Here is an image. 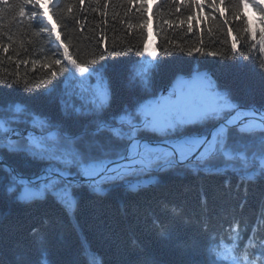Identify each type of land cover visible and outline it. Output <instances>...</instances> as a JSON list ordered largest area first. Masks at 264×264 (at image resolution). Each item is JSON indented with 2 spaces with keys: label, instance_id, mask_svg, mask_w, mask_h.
<instances>
[{
  "label": "trees",
  "instance_id": "obj_1",
  "mask_svg": "<svg viewBox=\"0 0 264 264\" xmlns=\"http://www.w3.org/2000/svg\"><path fill=\"white\" fill-rule=\"evenodd\" d=\"M150 7L142 17L138 5L122 0H84L83 4L54 0L49 5L56 26L53 32L42 16L30 21L21 15L15 0H0V118L19 105L22 117L33 110L42 114L41 119L50 125L47 130L80 134L96 118L87 112L93 104H104L98 115L107 117L125 106L139 107L157 99L178 76L188 78L202 71L212 74L217 90L227 92L233 102L264 108V53L259 45L252 50L242 22L232 25V35L240 38L238 52L233 53L232 37L219 19L209 20L206 12L197 10L202 22L191 21L194 29L188 33L187 8L176 13L174 5L162 0ZM219 7L224 10L223 5ZM244 15L255 27L256 11L244 9ZM225 16L232 20L227 11ZM147 17H151L147 29L141 28ZM41 27L48 31L41 32ZM149 28L152 43L147 53L144 43L148 44ZM61 42L72 58L98 69L84 81L88 91L54 65L57 58L67 64ZM241 48L248 59L239 56ZM209 51L221 55L207 56ZM56 52L59 56L53 55ZM141 60L159 62L150 70L147 84L139 79L143 66L137 62ZM53 71L59 75L52 77ZM130 77L136 79L130 81ZM42 80L48 81L50 94H45ZM68 104L73 107L66 112ZM5 133L0 129L4 160L24 175L38 174L43 164L10 153L4 147ZM211 164L223 166L220 161ZM191 173L180 167L149 175V179L158 178L154 186L135 192L128 190L130 180L139 183L142 177H129L127 184L99 186L98 191L76 187L72 189L76 203L70 208L51 194L21 202V189L7 172L0 171V264H203L207 243L217 237H227L242 254L245 237L254 226H259L258 235L250 250L258 248L264 242V177L241 180L231 170L223 175Z\"/></svg>",
  "mask_w": 264,
  "mask_h": 264
},
{
  "label": "snow or ice",
  "instance_id": "obj_2",
  "mask_svg": "<svg viewBox=\"0 0 264 264\" xmlns=\"http://www.w3.org/2000/svg\"><path fill=\"white\" fill-rule=\"evenodd\" d=\"M15 2L21 6V15H27L30 21L42 16L51 24L52 17L41 9L46 4H53L54 0ZM79 2L83 4L84 0ZM92 2L100 3L101 0ZM122 2L129 6L138 5V11L143 17L145 13L151 11L150 6L157 4L158 0ZM162 2L174 5L176 13L181 11V7L188 9L185 17L189 21L188 33H192L194 29L191 21L196 20L197 25L202 22L197 10L200 13L206 12L209 20L219 19L227 28V34L232 37L233 53L238 52L240 38L232 35L234 32L232 25L242 22L244 33L253 42L252 50L259 45L260 51L264 53V0H162ZM220 5L224 6V10L220 9ZM56 6L59 7V4ZM244 9H254L258 14L255 27L254 21L244 15ZM225 11L232 20L225 16ZM150 19L151 17L145 18L140 27L147 29ZM37 23L39 24V21ZM164 23L171 27L169 21L166 20ZM180 23L183 24L184 20ZM55 30L56 26L53 24L51 31ZM40 31L48 29L41 27ZM199 31L202 34L203 30ZM56 40L60 41L59 35L56 36ZM60 48L63 49V58L67 64H62L61 59L57 58L53 61L54 65L73 75L82 91H88L84 81L90 80L98 69L88 67L72 58L63 42L60 43ZM3 51L7 52L8 49L4 48ZM144 51L148 52L147 41L144 43ZM196 51L200 49L197 48ZM53 55L59 56V53ZM206 55L221 54L209 51ZM239 56L248 59L242 48L239 49ZM100 59H103V56ZM158 63L147 60L137 62L143 66L139 73L141 84H147L150 70L158 67ZM57 75L59 73L51 72L52 77ZM135 79L136 77H130V81ZM41 84L45 85V94H50L48 81L42 80ZM196 85L195 91L182 103L154 99L140 104L139 107L125 106L107 117L98 115L104 104H93L87 112L96 118L89 122L82 133L71 136L60 131L53 136L47 131L50 125L46 123V118L41 119L42 114L33 110L24 113L22 117L19 115L21 107L18 105L15 112L0 118V127L5 124L30 123L32 127H40V135L37 136L32 131H27L25 135L24 129L8 127L4 129L5 132L18 139L5 144L4 147L10 153L22 154L34 163L43 164V167L35 179H29L15 168L3 164H0V171L7 172L13 184L23 185V191L19 196L21 202L34 201L44 194H51L65 206L76 203L73 188L87 185L93 191H98L100 185H115L121 181L127 184L129 183L127 177L140 178L152 172L160 173L186 167L189 161L200 165L197 171L210 175H223L231 170L236 172L241 180L264 177V108H257L254 105L242 107L239 103L233 102L227 92L217 90L215 82L208 76L198 74ZM178 91L182 94L183 87L174 89L172 94L176 95ZM72 107L70 104L65 105V111ZM75 112L80 113L81 109L76 107ZM209 123L212 124L211 129L202 131L201 129ZM211 161H220L223 166L214 167ZM250 168H255L256 171L249 174ZM232 264H264V244L260 245L258 252L248 253L245 249L243 256L239 251L234 252Z\"/></svg>",
  "mask_w": 264,
  "mask_h": 264
},
{
  "label": "water",
  "instance_id": "obj_3",
  "mask_svg": "<svg viewBox=\"0 0 264 264\" xmlns=\"http://www.w3.org/2000/svg\"><path fill=\"white\" fill-rule=\"evenodd\" d=\"M198 74H199L200 76H206V73H205V72H199V73H197V74H193V75H192V78H193V84H196V77H197ZM208 76L211 77L212 74H208ZM181 78H182L181 76H178V77L176 78V80L174 81V83H173V87H174L175 89H178V87L180 86V82H179V80H180ZM164 95H165V92L162 93V95L159 97V99H162ZM33 133H34V132H33ZM26 134H27V131H25V135H26ZM12 139H13V135L8 134V135H7V139H6L7 142L11 143ZM0 164H3V165H5V166H8V167H12V168H14L12 165L6 163V162L3 160V158H2L1 156H0ZM25 177H27V178H29V179H35V177H28V176H25Z\"/></svg>",
  "mask_w": 264,
  "mask_h": 264
},
{
  "label": "rangeland",
  "instance_id": "obj_4",
  "mask_svg": "<svg viewBox=\"0 0 264 264\" xmlns=\"http://www.w3.org/2000/svg\"><path fill=\"white\" fill-rule=\"evenodd\" d=\"M186 82L188 83V85L190 84L188 81H186ZM55 131H56V130H55ZM56 132H57V131H56ZM19 196H20V194H19ZM72 206H73V205H70V206H68V207L71 208Z\"/></svg>",
  "mask_w": 264,
  "mask_h": 264
}]
</instances>
